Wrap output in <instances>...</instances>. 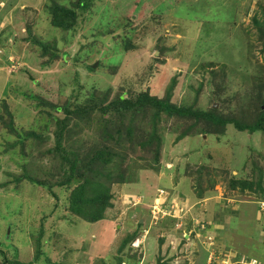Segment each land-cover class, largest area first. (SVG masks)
Here are the masks:
<instances>
[{
	"label": "rangeland",
	"instance_id": "rangeland-1",
	"mask_svg": "<svg viewBox=\"0 0 264 264\" xmlns=\"http://www.w3.org/2000/svg\"><path fill=\"white\" fill-rule=\"evenodd\" d=\"M76 2L0 1V249L30 262L41 236L34 264H264L263 133L151 108L117 141L70 122L67 150L83 157L106 141L118 154L111 174L127 167L125 182L110 175L96 222L67 209L54 151L57 106L75 90L109 101L145 85L225 119L263 109L264 0ZM54 4L77 12L73 29L51 24ZM152 131L158 148L145 146Z\"/></svg>",
	"mask_w": 264,
	"mask_h": 264
},
{
	"label": "trees",
	"instance_id": "trees-1",
	"mask_svg": "<svg viewBox=\"0 0 264 264\" xmlns=\"http://www.w3.org/2000/svg\"><path fill=\"white\" fill-rule=\"evenodd\" d=\"M89 1L77 0L75 7L84 11L89 5ZM76 20L77 12L75 10L58 4L52 6L51 24L54 27L61 28L64 31L71 30L75 26ZM55 55L58 56L59 52L56 51ZM79 96L80 90H75L68 101L62 106H57L58 109L62 110L63 118H56L57 130L54 132V151L62 159L60 166L63 178L58 180L57 184L58 186H65L66 189L71 187L67 197V209L89 222L100 220L106 208L111 206V193L108 181L114 178H111L110 175L113 176L118 173L117 182H125L124 176L126 174L124 173H126L127 167L122 166L117 173L111 174L110 171L113 172L112 162L114 156L118 154L114 152V148H110V144H107L106 141L100 140L89 146L88 154H85L83 157H81L82 154L79 152L67 150L63 146V138L66 127L70 122L85 120L91 126L97 127L100 136L110 138L116 135L117 139L115 141H117L121 139V135L125 134L128 138L131 136L130 118L132 116L141 114V112L151 108L155 110V114L161 111L167 113L169 116L172 115V117L184 118L190 116L193 119L196 118L195 120L197 121L203 119L213 126L220 127L233 124L240 132L242 131L250 135L256 132L264 134V108L261 109L260 107L258 110H245L244 114L240 117L225 119L214 112H204L192 110L188 107L175 106L170 102L169 91L161 100L155 95H151L148 87H145V85L144 88L125 90L109 101H107L106 95L98 98L93 93H90V95L82 99ZM146 136L145 146L155 142L156 148L159 147L160 138L155 131L148 133ZM108 171L109 173L107 174ZM252 185H254V182L252 184L241 180L242 191H245V189L253 190ZM257 187L261 188V182H258ZM40 237L37 238L35 243L33 261L21 262L17 259L9 260L6 252L0 249V258L2 259L0 264H34L41 256ZM242 263V260L239 259L231 264Z\"/></svg>",
	"mask_w": 264,
	"mask_h": 264
},
{
	"label": "crops",
	"instance_id": "crops-1",
	"mask_svg": "<svg viewBox=\"0 0 264 264\" xmlns=\"http://www.w3.org/2000/svg\"><path fill=\"white\" fill-rule=\"evenodd\" d=\"M263 210V209H262ZM209 261H211V259L209 258Z\"/></svg>",
	"mask_w": 264,
	"mask_h": 264
},
{
	"label": "water",
	"instance_id": "water-1",
	"mask_svg": "<svg viewBox=\"0 0 264 264\" xmlns=\"http://www.w3.org/2000/svg\"><path fill=\"white\" fill-rule=\"evenodd\" d=\"M94 66H95V64L92 67H94Z\"/></svg>",
	"mask_w": 264,
	"mask_h": 264
},
{
	"label": "built area",
	"instance_id": "built-area-1",
	"mask_svg": "<svg viewBox=\"0 0 264 264\" xmlns=\"http://www.w3.org/2000/svg\"><path fill=\"white\" fill-rule=\"evenodd\" d=\"M1 1V0H0ZM255 264V263H254Z\"/></svg>",
	"mask_w": 264,
	"mask_h": 264
}]
</instances>
